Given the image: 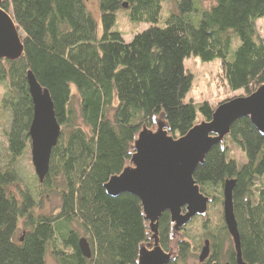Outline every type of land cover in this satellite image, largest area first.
<instances>
[{"label": "trees", "instance_id": "obj_1", "mask_svg": "<svg viewBox=\"0 0 264 264\" xmlns=\"http://www.w3.org/2000/svg\"><path fill=\"white\" fill-rule=\"evenodd\" d=\"M166 1H175L173 11L157 27ZM202 1L97 0L101 33L84 0L1 1L23 50L17 60L0 59V107L7 117L0 151V264H46L47 254L56 264H135L139 245L148 241L140 201L129 194L110 197L103 186L129 161L134 137L142 126L153 127L154 117L162 114L175 138L210 120L215 107L209 102H184L192 82L184 60H219L220 82L231 94L241 91L221 103L264 84V40L257 29L264 0H211L208 7ZM123 4L131 21L151 25L129 43L113 30ZM232 33L239 39L233 52ZM28 73L48 91L60 126L48 173L42 183L33 174L30 189L20 188L16 169L22 157H30ZM229 144L242 151L241 166L229 158ZM193 179L211 201L205 217H194L175 243L169 215L162 214L160 245L176 254L169 264H188L206 241L210 253L203 264H236L222 215L226 180H235L242 260L264 264V136L248 118L232 124ZM49 196L58 198V206L38 214ZM81 238L89 244V258L80 252Z\"/></svg>", "mask_w": 264, "mask_h": 264}, {"label": "water", "instance_id": "obj_2", "mask_svg": "<svg viewBox=\"0 0 264 264\" xmlns=\"http://www.w3.org/2000/svg\"><path fill=\"white\" fill-rule=\"evenodd\" d=\"M0 0V59L14 61L22 55L20 35L11 16L1 8ZM124 9L127 8L123 4ZM28 90L33 105L29 127L30 158L34 173L42 183L49 170L52 149L60 136V126L55 117L53 103L31 73L27 75ZM248 118L261 136H264V84L248 96L229 99L212 111L209 121L201 120L186 134L178 138L169 133V126L161 114L154 117L153 127L142 126L131 144V156L122 170L104 184L110 197L133 195L140 201L142 217L148 228V241L138 247L135 264H169L175 259L171 246L165 251L160 245L158 225L164 212L170 218V240L176 237L191 220L205 217L210 198L204 196L193 179L208 152L223 145L232 124ZM235 180H226L223 186L222 215L233 241L236 264H245L241 256L240 238L234 216L232 192ZM82 255L91 256L85 238L78 241ZM209 254L206 241L198 261L202 263Z\"/></svg>", "mask_w": 264, "mask_h": 264}, {"label": "rangeland", "instance_id": "obj_3", "mask_svg": "<svg viewBox=\"0 0 264 264\" xmlns=\"http://www.w3.org/2000/svg\"><path fill=\"white\" fill-rule=\"evenodd\" d=\"M86 9L89 15L93 18V20L98 25V32L101 33V25H100V17L99 10L97 5V0H84ZM174 2L168 1L162 4L160 18L156 24L157 27H163L165 25V20L169 16V14L173 11ZM211 3V0L202 1V7H208ZM172 6V7H170ZM151 25L147 23H137L135 21H131L127 10L121 9L116 14V22L114 24L113 30L118 31L123 40L126 43H129L133 35L139 32H142L148 29ZM257 29L259 36L264 40V18L257 22ZM239 44V39L237 35L232 33V42H231V52L235 50V48ZM184 68L187 73L192 75V82L190 89L185 95L184 102H193V103H201V102H209L211 106H218L225 99L241 94V91H237L234 94L228 92L226 86L220 82V62L219 60H213L208 63L201 62L199 58L191 56L186 58L183 62ZM5 88L0 85V100L4 94ZM7 121L5 111H2L0 107V151L3 152L5 149V141L3 138L2 129L5 126ZM201 121V120H200ZM229 150L231 153H228L229 158L235 159L238 162V165H242L245 157L242 151L232 144H229ZM3 155V154H2ZM31 158L27 155L22 157L18 162L17 172L19 179L21 181L20 188H29L32 187L33 182V174L34 169L31 165ZM31 182V183H29ZM34 185V184H33ZM30 189V188H29ZM14 190V188H12ZM58 198L56 196L45 197L42 202V207L38 214H50L53 212L58 206ZM216 216V210H211V217ZM182 230L179 235L176 237V241L182 238ZM196 259H190L188 264H196ZM46 264H56L53 258H51L48 254L45 257Z\"/></svg>", "mask_w": 264, "mask_h": 264}, {"label": "flooded vegetation", "instance_id": "obj_4", "mask_svg": "<svg viewBox=\"0 0 264 264\" xmlns=\"http://www.w3.org/2000/svg\"><path fill=\"white\" fill-rule=\"evenodd\" d=\"M192 220H193V219H192ZM208 245H209V244H208ZM203 246H204V245H203ZM209 253H210V251H209ZM199 254H200V253H198V257H199ZM208 256H209V254H208ZM198 257H197V263H196V264H203L204 261H203L202 263H200V262L198 261ZM207 258H208V257H207Z\"/></svg>", "mask_w": 264, "mask_h": 264}]
</instances>
